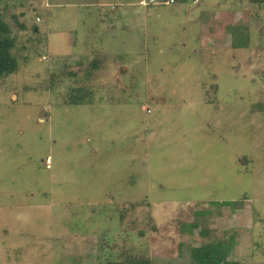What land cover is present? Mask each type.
<instances>
[{
    "label": "rangeland",
    "instance_id": "374dc122",
    "mask_svg": "<svg viewBox=\"0 0 264 264\" xmlns=\"http://www.w3.org/2000/svg\"><path fill=\"white\" fill-rule=\"evenodd\" d=\"M138 1L0 0V264H264V3Z\"/></svg>",
    "mask_w": 264,
    "mask_h": 264
},
{
    "label": "trees",
    "instance_id": "16d2710c",
    "mask_svg": "<svg viewBox=\"0 0 264 264\" xmlns=\"http://www.w3.org/2000/svg\"><path fill=\"white\" fill-rule=\"evenodd\" d=\"M258 3H264V0H253ZM16 21V18L13 17ZM24 28V25H20ZM34 28V27H33ZM14 39L11 36V27L9 23L0 19V86L6 82V78L18 70V62L12 54L14 48ZM235 47H244L245 42L233 40ZM97 64L92 62V67ZM71 74V73H70ZM229 244L225 245L222 242H207L198 247H193L190 250V259L197 264H239L238 262L229 261ZM88 264H150V261L145 258H137L134 256L120 258H106L104 261L96 260Z\"/></svg>",
    "mask_w": 264,
    "mask_h": 264
},
{
    "label": "built area",
    "instance_id": "2783aa9c",
    "mask_svg": "<svg viewBox=\"0 0 264 264\" xmlns=\"http://www.w3.org/2000/svg\"><path fill=\"white\" fill-rule=\"evenodd\" d=\"M183 1H188L192 4L198 3V0H139L138 5L143 7H164L177 5Z\"/></svg>",
    "mask_w": 264,
    "mask_h": 264
}]
</instances>
